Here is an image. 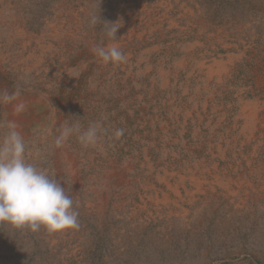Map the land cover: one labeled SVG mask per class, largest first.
<instances>
[{
	"label": "rangeland",
	"instance_id": "374dc122",
	"mask_svg": "<svg viewBox=\"0 0 264 264\" xmlns=\"http://www.w3.org/2000/svg\"><path fill=\"white\" fill-rule=\"evenodd\" d=\"M98 3L0 0V140L14 121L80 224H0V264H264V0ZM76 123L97 144L57 148Z\"/></svg>",
	"mask_w": 264,
	"mask_h": 264
},
{
	"label": "clouds",
	"instance_id": "9594fccd",
	"mask_svg": "<svg viewBox=\"0 0 264 264\" xmlns=\"http://www.w3.org/2000/svg\"><path fill=\"white\" fill-rule=\"evenodd\" d=\"M94 2L98 3V0ZM89 24L93 27L99 25L101 34L113 41H116V33L122 26L119 20L102 23L100 14L96 13L90 14ZM92 51L105 64L119 65L127 60L115 43L96 45ZM18 95V91H0V103H10ZM24 107L23 103L16 104L15 111L20 112ZM6 127L7 132L0 140V224H8L15 229L27 228L31 232L41 228L50 233L78 229L79 213L73 206V198L47 170L28 162L26 141L18 125L8 121ZM101 130V126L95 123L83 131L78 123L65 125L54 144L57 148L62 147L72 135H77L83 145H96ZM123 134L122 128L115 131L117 138Z\"/></svg>",
	"mask_w": 264,
	"mask_h": 264
},
{
	"label": "bare ground",
	"instance_id": "6f19581e",
	"mask_svg": "<svg viewBox=\"0 0 264 264\" xmlns=\"http://www.w3.org/2000/svg\"><path fill=\"white\" fill-rule=\"evenodd\" d=\"M148 60V59H147ZM145 61V60H144ZM214 68V67H213ZM207 103V102H206ZM186 110V109H185ZM261 113V112H260ZM248 114V113H247ZM255 117V107L249 105V118L254 119ZM234 133V132H233ZM198 181V180H197ZM225 181V180H224Z\"/></svg>",
	"mask_w": 264,
	"mask_h": 264
}]
</instances>
